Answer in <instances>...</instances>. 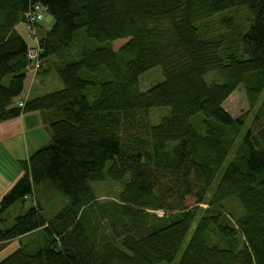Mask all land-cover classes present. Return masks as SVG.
<instances>
[{"label":"trees","instance_id":"1","mask_svg":"<svg viewBox=\"0 0 264 264\" xmlns=\"http://www.w3.org/2000/svg\"><path fill=\"white\" fill-rule=\"evenodd\" d=\"M36 7L54 22L39 64L63 89L19 108L33 64L16 27ZM240 9L251 19L232 41L201 29L218 16L231 29L226 15ZM81 30L91 43L73 52ZM120 55L133 58L121 66ZM158 67L165 80L142 92ZM213 72L222 83L206 81ZM240 86L263 121L264 0H0V124L38 112L51 134L0 201V252L29 238L0 264H172L191 230L178 264H264V128L246 132L213 190L246 126L223 108ZM108 179L124 190L99 204L92 184ZM40 188L68 201L50 221Z\"/></svg>","mask_w":264,"mask_h":264},{"label":"rangeland","instance_id":"2","mask_svg":"<svg viewBox=\"0 0 264 264\" xmlns=\"http://www.w3.org/2000/svg\"><path fill=\"white\" fill-rule=\"evenodd\" d=\"M226 18H230V27H232L231 29H228L227 27H225L224 25L219 24V21L221 20L220 16L215 17L212 21L203 24L201 26V29L203 30L204 33L209 32L210 36H219L221 35L223 38L225 37L226 40L232 41L233 39L236 38L237 36V31H236V26H246V23H248V21L251 19V15L244 9H240L238 12H231L228 15H226ZM51 20V21H50ZM49 21L52 22L49 25ZM53 24V19L50 15H48L47 13L44 16V20L41 22V25H44L46 28L50 29L52 27ZM48 25V26H47ZM20 30L24 33L25 37L29 38L27 33L24 32V30H28L27 26L23 23H21L20 25ZM77 37L78 41L76 46L72 49L73 52H76L79 47L80 44H82L81 42H84V38H85V42H90V40L88 39L87 35H86V31L85 30H81L77 33ZM115 48V46H114ZM133 56L131 55H120L119 56V62L120 65L123 66L125 61H128L130 59H132ZM56 73H52V77L55 78ZM57 76V75H56ZM165 80L164 75L162 73V69L160 67L155 68L147 73H145L144 75H142V77L140 78V90L142 92H146L148 91L151 87L158 85L160 83H162ZM206 81L211 84V83H222V80L219 79L218 74L217 73H210L206 76ZM61 83V82H60ZM264 99V92L261 96V101ZM93 99L91 98V101ZM224 110L233 118V119H238V118H242L244 117L246 120V126L245 129L243 130V132L241 133V135L239 136V138L237 139V142L235 144V146L233 147V149L231 150L227 160L225 161L224 165L222 166L214 184H213V190L216 187V185L218 184L223 172L226 170V168L228 167V165L231 163V161L233 160L234 156H235V152L236 149L238 148V146L240 145L244 135L246 134V132L248 130H250L252 132L253 135H257L263 128H264V120L258 123L254 122V113L257 110V107L255 109V111H251L250 109V105H249V100L248 97L246 95L245 89L243 86H240L225 102V104L223 105ZM170 112V110L168 108L165 109H156V110H151V112L149 113L150 115V120L151 123L156 125L159 124L160 121L162 120V118L166 115H168ZM45 136V135H44ZM43 138V137H42ZM45 142H44V146L46 147L48 145L51 144V134H50V138H45L44 137ZM92 188L95 191V195L96 198L98 200L99 204H108L111 201H114L118 198V196L120 195V193L124 190V183H115L111 180H107L105 182L102 183H94L92 184ZM43 188H40L37 191V195L36 197L39 198V201L42 203V209H43V216L47 221H50L54 218V216L56 214H58L62 209H64V207L67 205V199L65 196L56 193L54 190H49L47 192H43ZM26 208H30L32 206H34L35 204V200H30L26 203ZM202 208L206 209L207 206L206 205H202ZM226 211L229 214L233 215L232 220L236 221L238 218H240L243 214V210L240 206V204L238 203L237 200H231L230 202H228L226 204ZM157 214L159 216H162L163 213L162 212H157ZM18 211L14 209L12 211H10L9 215L7 216L9 219V223L8 226H10L13 222L14 219L16 217H18ZM195 227V226H194ZM193 230H191L190 234L187 236L185 243L183 244V247L181 248L179 255L177 257V259L175 260L174 263L172 264H178V262L181 259V256L185 250V248L187 247L190 239H191V235H192ZM29 240V238H25L22 240V243H26V241ZM18 244V243H17ZM15 247L18 248V246L16 244H12L7 246L4 250H2L0 252V262L5 259L7 256H9L12 252L15 251Z\"/></svg>","mask_w":264,"mask_h":264},{"label":"crops","instance_id":"3","mask_svg":"<svg viewBox=\"0 0 264 264\" xmlns=\"http://www.w3.org/2000/svg\"><path fill=\"white\" fill-rule=\"evenodd\" d=\"M50 21L49 25L52 23ZM20 25L16 27V31L28 45L39 43L51 29L40 25L32 31L24 30L29 37L27 38L20 30ZM39 65H30L27 68L24 92L15 101L16 106L19 102L26 103L63 89L58 76L52 77L54 71L44 73L47 68L43 64L41 67ZM44 137L49 139L50 131L43 124L42 115L38 112L22 114L16 119L0 124V201L23 176L24 170L20 162L27 161L35 151L44 146ZM25 238L10 245L16 244L19 247L18 242Z\"/></svg>","mask_w":264,"mask_h":264},{"label":"built area","instance_id":"4","mask_svg":"<svg viewBox=\"0 0 264 264\" xmlns=\"http://www.w3.org/2000/svg\"><path fill=\"white\" fill-rule=\"evenodd\" d=\"M46 14V10L42 7H36L34 10H31L25 14L24 24L27 26L29 31H32L37 24H40L44 20V16ZM41 49L36 44H31L27 49V60L33 65H39ZM19 108L24 107L23 102L18 103Z\"/></svg>","mask_w":264,"mask_h":264}]
</instances>
